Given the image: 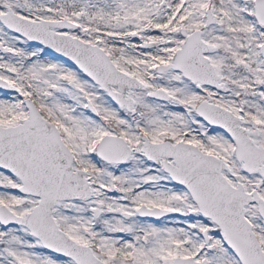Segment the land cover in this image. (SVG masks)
<instances>
[{"label":"snow or ice","instance_id":"6c2138e0","mask_svg":"<svg viewBox=\"0 0 264 264\" xmlns=\"http://www.w3.org/2000/svg\"><path fill=\"white\" fill-rule=\"evenodd\" d=\"M0 264H264V0H0Z\"/></svg>","mask_w":264,"mask_h":264}]
</instances>
